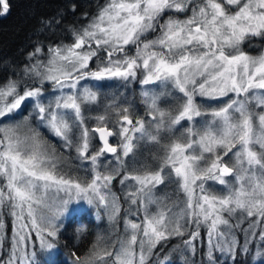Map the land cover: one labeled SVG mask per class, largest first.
I'll use <instances>...</instances> for the list:
<instances>
[{"label":"snow or ice","instance_id":"obj_1","mask_svg":"<svg viewBox=\"0 0 264 264\" xmlns=\"http://www.w3.org/2000/svg\"><path fill=\"white\" fill-rule=\"evenodd\" d=\"M9 11V0H0V16ZM76 11L71 4L39 20L41 31L63 32L71 43L34 44L23 69L0 80V207L12 218L10 252L0 264H38L57 247L74 201L114 221L117 179L134 189L124 193L123 235L115 242L97 236L74 264H238V257L247 264L264 256V51L242 47L264 38V0H104L84 14L87 23L61 27ZM86 80L138 82L145 115L111 99L86 117L100 87L82 86ZM49 86L59 94L50 96ZM197 97L227 99L205 109ZM166 99L171 104L161 108ZM33 125L47 128L69 156ZM142 145L155 151L141 159ZM165 185L183 197L157 196ZM33 235L39 252L29 253ZM172 239L179 243L162 256Z\"/></svg>","mask_w":264,"mask_h":264},{"label":"trees","instance_id":"obj_2","mask_svg":"<svg viewBox=\"0 0 264 264\" xmlns=\"http://www.w3.org/2000/svg\"><path fill=\"white\" fill-rule=\"evenodd\" d=\"M9 3L10 11L5 15L0 16V80L10 78L13 70L20 72L23 69L26 63L27 53L32 51V46L34 44L42 41L46 50L50 41H55L57 43H60L61 41L63 43L72 42L69 37H66L63 32H59L58 30V35L56 36H53L50 31H41L39 24L40 18L55 16L61 9H64L71 4H76L77 11L75 15L70 12L67 13L64 16L61 27L79 26L77 21L87 23V20L84 18V14L87 13L89 17L94 15L97 11V6L103 5L104 0H9ZM263 44L264 38H253L246 41L242 47L243 50L248 53H255ZM95 83L96 85H100V87H97L98 91L104 90L106 92L105 94L108 95L107 92L112 89H119L124 82L120 80H105L99 82L95 81ZM133 84L139 92L141 90L140 84L138 82H133ZM135 100L138 101L140 107H143L141 99L138 96ZM140 116L142 115L140 114ZM92 124H94V121L89 120L88 127ZM50 136L52 139H55V141L59 140L52 134ZM96 147H98V143L96 144ZM148 151L150 153L154 152L155 148L151 145H142L138 149L140 158L142 159L143 157L149 156ZM115 190L117 195L122 198V193L116 185ZM165 194L170 198L168 200L169 203L176 200L177 195L180 197L182 195V193H176L175 185H165L158 189L156 193L157 196H164ZM119 215L120 216L116 219L121 217L124 218L125 211H121ZM106 217L102 213L101 218L98 219L94 216V214L85 209L80 212H74L67 217L63 222L66 227L62 230L58 240L56 241L57 249L54 253L52 261L49 264H57V262L70 264L71 260H75V256H84L96 242V234L109 238L113 233L108 232L105 228H99L98 231L95 230L98 224H104L105 220L107 221L108 217ZM3 219L5 220L6 227L5 229H2V231H4L6 238L0 245V258H6V254L9 252L8 246L10 245V241L8 240V236L12 231L11 218L7 210H4ZM115 220L112 224L114 226L119 225L118 231H120L122 229L120 222L122 219L118 221L119 224ZM81 224H85L84 231H80L79 229ZM77 238H79L80 241L75 243L74 239ZM177 243H179V241L176 239H172L168 242L167 246L163 247L162 256L163 254L168 253L169 249ZM157 251L160 252L161 249L158 248ZM74 253L75 255H73ZM252 255H255L254 251ZM196 259L199 260L200 256L198 255ZM237 260L238 264H242L244 258L238 257ZM247 264H264V256L258 258L257 260H253L252 256H249L247 258Z\"/></svg>","mask_w":264,"mask_h":264},{"label":"rangeland","instance_id":"obj_3","mask_svg":"<svg viewBox=\"0 0 264 264\" xmlns=\"http://www.w3.org/2000/svg\"><path fill=\"white\" fill-rule=\"evenodd\" d=\"M180 18L182 19L184 17L181 16ZM165 19H167V17H165ZM156 35H158V33L149 34L147 36V39H153V38H155ZM131 51L134 52V48ZM261 51H264V44L261 46V48L257 52H255V53H249V54H251V55H258ZM92 67L95 68V64H93ZM81 84H82V86H85L86 85V86H89V87H92V86H95L96 85L95 81H93V80L92 81L91 80H86V81L81 82ZM148 87L151 88L152 86H148ZM140 89L141 90L138 92V89L134 87L133 82H129L126 85L123 83L119 89H115V90L112 89L109 92H107L108 93V95H107V94H105L106 92L104 90L98 91V88L97 87H93V90L94 91H97L99 93V103L97 105H92V106L89 105L88 107L90 109H92V110L91 111L86 110L84 114L87 117L88 116H94V115H97V114H101L103 112V105L104 104H107L111 99H116L118 103H121L122 101H124L126 99L128 102H132L134 104L136 110L138 108H140V109L137 110L139 116H140L139 113H141V115L144 116L145 115V112H144V109H143L144 107H139V105H138L139 103H137L138 101L135 100L137 96L141 99L140 93L143 90V87L141 85H140ZM48 94L50 96H52V95H58L59 93H56L49 86ZM226 99L227 98H221L220 100H207L205 98L197 97V102L198 103H201L205 109H211V108H216V107L222 106V101H225ZM171 102L172 101L170 99L162 100L160 102V107L161 108H167L171 104ZM97 109H98V111H97ZM22 114H24V113H22ZM16 119L17 120H22L23 119V115H20V116L16 117ZM5 123H7V121ZM93 125L94 124L89 125V127L90 126L92 127ZM33 126L34 127H38V130L40 131L42 137L49 143V145H54L57 148L58 152L63 153L64 156H69V150L62 147L60 140L55 141V139H52L51 136H50L51 133L48 131L47 128H45L43 125H33ZM187 126H188L187 124L184 125V127H187ZM179 131H183V128H180ZM114 142L116 143V140L115 139H114ZM98 147H99V143H98ZM141 154H142V152H141ZM149 155H150V152H149ZM71 156L72 157L75 156V151L74 150H72ZM71 164L73 166H76V165L79 164V161H76L75 159H72L71 160ZM80 167H81V170L79 171L78 174L80 176H83V175H85L84 168L86 166L85 165H81ZM73 174H77V173H73ZM114 183L117 186V188L120 190V192L122 193V198H120V197L119 198H120L121 211H124L125 209H128L129 208V204L125 202L124 193L125 192H128V191H133L134 189L129 188L127 186H121L120 183H119V179H117V181H114L113 182V189H112L116 194H117V192L115 190ZM209 184L211 185L212 182H209ZM214 187H215V190L217 192H219L222 186L215 185ZM182 197H183V194L181 195V198ZM83 209H85V210L91 212L92 214H94V216L96 218L99 217L98 219L101 218L102 213L104 214L105 217L106 216L108 217V215L104 212V210L101 209L100 211H97V209H96L95 206L88 205L86 201L80 200V201H74L70 205L69 212L66 213L64 217H62L63 222L72 213H74V212H80ZM4 210H6V209H3L2 207H0V216H2V218H3ZM135 210H136L135 209V206H133L132 207V211H135ZM152 210L155 211L156 209L153 208ZM7 212H8V210H7ZM118 216H120V215H118ZM128 218L129 219H132V220H134L136 222H139V220L142 219V215L141 216H135V217L129 215ZM108 219L109 218H107V221L105 220V223L104 224L102 222H100L102 224H98L96 226L95 230L98 231L99 228H105L108 232L113 233L108 239L111 242H115L124 233V220H125V216H124V218L121 217V218H118V219L115 220V221L118 222L119 220L122 219V221H120L121 222V226H122V229L120 231H118L119 230V225L114 226L112 224V222H114V221H110ZM11 224H12V218H11ZM118 224H119V222H118ZM79 229H80V231H84L85 230V224L84 225L81 224L79 226ZM0 232H4V231H2V229H0ZM96 236H99V234L98 235L96 234ZM10 238H11V234L8 236V240L9 241H10ZM74 240H75V243H78L80 241L79 238L74 239ZM95 241H97V239ZM3 242H4V240H3ZM0 245H1V242H0ZM8 248H9L8 251L10 252V245L8 246ZM34 248H35V250L37 252H39V241L36 240L35 239V236L33 235V240L28 242V249L27 250H28L29 253H31ZM56 249H57V247L53 251H51V252H49L47 254H41V255H39L38 256V264H49L52 261L53 257H54V253H55ZM6 251H7V249H6ZM6 258H7V254H6ZM57 264H62V263L61 262H57ZM70 264H74V260H71V263Z\"/></svg>","mask_w":264,"mask_h":264},{"label":"water","instance_id":"obj_4","mask_svg":"<svg viewBox=\"0 0 264 264\" xmlns=\"http://www.w3.org/2000/svg\"><path fill=\"white\" fill-rule=\"evenodd\" d=\"M2 16H3V15H2ZM110 142L115 143V142H114V139H112Z\"/></svg>","mask_w":264,"mask_h":264},{"label":"bare ground","instance_id":"obj_5","mask_svg":"<svg viewBox=\"0 0 264 264\" xmlns=\"http://www.w3.org/2000/svg\"><path fill=\"white\" fill-rule=\"evenodd\" d=\"M137 102V101H136ZM138 103V102H137ZM139 105V104H138ZM92 106V105H91ZM140 107V106H139ZM93 108V107H92ZM140 109V108H139ZM144 109V108H143ZM88 114V113H87ZM139 114H141V113H139ZM91 127V126H90Z\"/></svg>","mask_w":264,"mask_h":264}]
</instances>
